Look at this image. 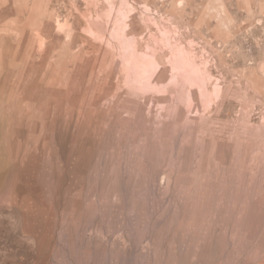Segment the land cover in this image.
Masks as SVG:
<instances>
[{
    "label": "rangeland",
    "instance_id": "obj_1",
    "mask_svg": "<svg viewBox=\"0 0 264 264\" xmlns=\"http://www.w3.org/2000/svg\"><path fill=\"white\" fill-rule=\"evenodd\" d=\"M0 264H264V0H0Z\"/></svg>",
    "mask_w": 264,
    "mask_h": 264
},
{
    "label": "bare ground",
    "instance_id": "obj_2",
    "mask_svg": "<svg viewBox=\"0 0 264 264\" xmlns=\"http://www.w3.org/2000/svg\"><path fill=\"white\" fill-rule=\"evenodd\" d=\"M117 17V16H116ZM131 19V18H130ZM123 20V19H122ZM118 21V20H117ZM121 23V22H120ZM137 25V24H136ZM135 25V26H136ZM134 26V27H135ZM117 28V27H116ZM122 28V27H121ZM119 30V29H118ZM129 30V29H128ZM122 32H123V28H122ZM121 34V33H120ZM124 34V33H123ZM167 39V38H166ZM134 40V39H133ZM168 41V40H167ZM170 41V40H169ZM123 42L125 44V49H126V52H127V55H126V65L128 67H130L129 69V73L127 74L129 77H134L136 80H138L139 85H141V87L143 88H146V87H159L162 91V88H165V87H168L167 85H169V83H165V84H159L160 82L159 81H154V78H152L153 74L156 69H158V65H159V61H158V56L156 57V54L154 53H151L150 52H140V50L137 49V45L135 46V43L133 41L132 43V38L129 37V35H124L123 36ZM113 44V43H112ZM168 44V43H167ZM111 45V44H110ZM115 45V44H114ZM112 45V46H114ZM139 45V44H138ZM116 47V46H114ZM176 48V47H174ZM142 51V50H141ZM178 55L181 57V59H183L184 61V66L187 68V72L189 71L187 77L192 80V81H199L201 83H203L205 81V76L203 73H201V68L200 66L198 65V62H195V61H191L189 60V57L191 56L189 54V56L187 57V55L185 54V52L181 50H178ZM124 59V58H123ZM178 60V59H177ZM179 62V61H178ZM181 62V61H180ZM181 64V63H180ZM178 65V64H176ZM188 65V66H187ZM164 68V66H163ZM182 68V67H180ZM177 71V70H176ZM115 72V71H114ZM185 72V71H184ZM175 73V72H174ZM182 74V72H180ZM179 73V76L181 75ZM187 73H184L183 75H185ZM209 74V73H208ZM178 75V74H177ZM210 75V74H209ZM178 76V77H179ZM174 77H176V74H173L172 75V79H174ZM211 77V76H210ZM185 78V77H184ZM126 79V78H125ZM133 79V78H132ZM179 79V78H178ZM177 79V80H178ZM207 79V78H206ZM187 80V79H186ZM180 82V81H179ZM173 83V82H172ZM189 83V82H188ZM192 83H190L191 85ZM193 85V84H192ZM196 85V84H195ZM200 85V84H199ZM203 85V84H202ZM216 85V84H215ZM218 85V84H217ZM216 85V86H217ZM180 86V85H179ZM137 87V86H136ZM181 87V86H180ZM179 87V88H180ZM195 87V86H194ZM200 87V86H199ZM203 87V86H201ZM219 87V86H218ZM217 87V88H218ZM138 88V87H137ZM117 89V88H116ZM119 89V88H118ZM154 89V88H152ZM159 89V90H160ZM166 89V88H165ZM185 89V88H183ZM182 89V91H183ZM201 89V88H200ZM205 89V87H204ZM203 89V91H204ZM178 91V89L176 90ZM189 91V90H188ZM201 90V95H203L202 97L205 99L206 98V93L207 91H204L203 92ZM218 92V91H217ZM154 93V92H153ZM203 93V94H202ZM115 94V92H114ZM113 96V95H112ZM172 96V95H171ZM191 96V94H190ZM137 97V96H136ZM155 97V95L153 96V98ZM175 98V96H173ZM172 97V98H173ZM188 97V96H187ZM135 98V97H134ZM181 98V97H179ZM183 98V97H182ZM149 99V98H148ZM155 99V98H154ZM177 99V98H176ZM187 99V98H186ZM152 100V99H151ZM180 100V99H179ZM206 100V99H205ZM154 101V100H153ZM165 101V100H164ZM169 101V100H168ZM182 101V100H180ZM187 101V100H186ZM176 102V101H175ZM152 103V102H150ZM148 103V104H150ZM154 103V102H153ZM162 103V102H161ZM160 104V103H159ZM162 105L166 106L164 103L161 104V107ZM173 105V104H172ZM163 106V107H164ZM171 106V105H170ZM192 107V106H191ZM190 107V108H191ZM144 110V109H143ZM95 111V110H94ZM163 111V110H162ZM159 112V111H158ZM161 113V112H160ZM188 113V111H187ZM190 113V112H189ZM155 115V114H153ZM159 115V114H158ZM157 115V117H158ZM188 115V114H187ZM152 116V115H151ZM169 116V115H168ZM161 117V116H160ZM171 117V116H170ZM188 117V116H187ZM162 118V117H161ZM203 118V117H202ZM201 119V118H200ZM202 120V119H201ZM163 181V180H162Z\"/></svg>",
    "mask_w": 264,
    "mask_h": 264
}]
</instances>
